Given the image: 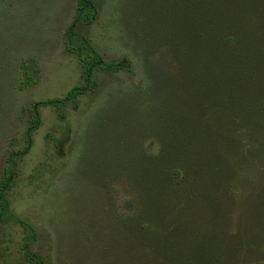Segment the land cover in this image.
Returning a JSON list of instances; mask_svg holds the SVG:
<instances>
[{"label": "trees", "instance_id": "obj_1", "mask_svg": "<svg viewBox=\"0 0 264 264\" xmlns=\"http://www.w3.org/2000/svg\"><path fill=\"white\" fill-rule=\"evenodd\" d=\"M18 1L0 0V99L13 65L6 56ZM149 1L155 9L133 23L139 29L130 46L146 83L123 99L120 130L100 127L78 159L77 171L102 191L101 202L78 218L86 225L75 230L67 264H264V0ZM95 14L91 0H75L63 32L81 85L29 104L22 145L4 154L0 225L23 231L18 264H47L32 250L38 233L8 200L39 109L50 107L62 121L66 108L96 88L94 74L134 75L132 59L102 60L76 29ZM37 73L33 59L19 61L18 87ZM68 135L66 127L46 137L56 154Z\"/></svg>", "mask_w": 264, "mask_h": 264}, {"label": "rangeland", "instance_id": "obj_2", "mask_svg": "<svg viewBox=\"0 0 264 264\" xmlns=\"http://www.w3.org/2000/svg\"><path fill=\"white\" fill-rule=\"evenodd\" d=\"M91 1L95 18L87 25L78 23L76 29L102 60L132 59L134 75L94 74L96 88L80 96L75 109L66 108L62 121L50 107L39 109L40 126L32 135L30 150L17 161L15 185L8 200L12 212L38 233L32 250L47 264L68 263L72 246L78 241L75 230L86 225L77 223L78 218L83 212L90 213L92 204L101 202V190L96 191L77 171L83 148L104 125L120 130L118 120H127L123 99L146 83L142 59L131 56L130 46L142 15L155 6L149 0ZM74 8L75 0H19L12 9L11 47L6 57L13 65L6 74L10 78L4 79L8 86L0 99V174L5 152L22 145L28 105L59 98L71 87L81 85L78 59L63 46V32L72 21ZM27 58L34 60L38 73L33 84L20 89L16 67ZM66 127L68 138L56 154L46 137L62 136ZM124 194L120 192V196ZM22 236L18 226L0 225V264H18Z\"/></svg>", "mask_w": 264, "mask_h": 264}]
</instances>
